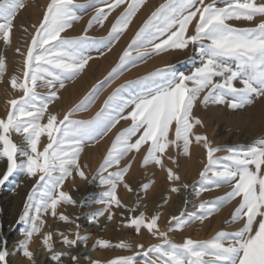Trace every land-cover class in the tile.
I'll return each instance as SVG.
<instances>
[{
	"label": "snow or ice",
	"instance_id": "obj_1",
	"mask_svg": "<svg viewBox=\"0 0 264 264\" xmlns=\"http://www.w3.org/2000/svg\"><path fill=\"white\" fill-rule=\"evenodd\" d=\"M146 3L147 0H85L83 4L49 0L39 23L31 25L34 32L26 47L15 48L21 58V74L13 73L8 79L11 91L5 101L6 114L0 117V162L6 164L0 185L17 173L34 183L16 221L25 227L21 231L23 239L14 251L22 253L29 264H38L30 244L34 236H39L41 247L54 264H81L76 249L80 245L87 248L91 236L81 235L79 216L73 219L58 208L97 204L102 207L87 214L90 223L99 225L100 217L111 222L116 209H122V227L135 235L147 231L159 242L146 246L132 240L113 243L97 238L89 252L119 249L131 254L102 261L86 253L88 264H264V136L247 146L214 145L207 134L196 131L204 127V122L195 114L198 104L204 109L226 106L238 111L264 99V0H164L143 21L102 81L62 116L50 110V105L61 99L66 84L80 76L94 59L92 51L100 55L110 52ZM26 7L27 0H0V43L4 46V52H0V82L8 70L6 51L12 46L15 21ZM88 9L93 15L83 33L68 35ZM117 12L107 36L88 35L94 25L103 27ZM233 21L251 26L239 27ZM189 48L194 50L195 59L188 57L193 67L187 72L178 70L174 63H165L114 88L93 118H73L87 111L125 71L153 57ZM121 121L129 122L128 126L116 133L90 181L85 171L89 166L81 163L82 153ZM14 135L20 140H14ZM42 137L47 143L42 142ZM194 144L202 147L205 154L195 195L199 197L222 186H228V192L202 201L193 211L185 208L172 215L164 230L159 225V212L148 216L139 211V198L132 207L123 203L118 189L123 186L133 191L126 177L142 149L141 166L155 165L165 172L171 193L188 189L190 185L180 183V160L191 159ZM170 150L174 154H169ZM221 152L225 155H217ZM130 155L131 159L121 166ZM76 177L89 183L98 179L104 191L91 204L87 197L78 202L63 190L65 182ZM154 183L142 184L141 190L147 193ZM237 198L238 204L225 223L239 224L238 229L219 230L207 240L187 237L176 243L170 237V233L183 231L196 222L203 224ZM124 212L130 214L125 216ZM45 216L74 225L75 231H44ZM56 236L64 250H56ZM11 255L8 239L0 230V264H10Z\"/></svg>",
	"mask_w": 264,
	"mask_h": 264
},
{
	"label": "bare ground",
	"instance_id": "obj_2",
	"mask_svg": "<svg viewBox=\"0 0 264 264\" xmlns=\"http://www.w3.org/2000/svg\"><path fill=\"white\" fill-rule=\"evenodd\" d=\"M29 13H31L34 17H36L37 15L36 12L33 10ZM232 23L239 27L246 25L245 22L242 21H233ZM15 38L16 36L14 30L12 46L7 49V55H10V57L8 58L9 64H12L16 61V57L14 56L15 48L17 45V43L15 42ZM168 57L169 55L167 54L156 59H152L135 68H132V70L130 71V75H139L140 73L152 69L157 65H162L169 61ZM18 65V70L12 71L17 75H20L21 58H19ZM11 68L12 67H10V70ZM9 77L10 74L8 72V74H5L3 82H0V117H4L6 114L5 101L7 98H9V92L11 91L7 83ZM236 84L237 87H241L238 82ZM77 86L78 84L75 86L72 84V86L70 85L69 88L61 90V99L58 101L57 104L50 105V110L57 111L62 116L64 112H66L69 108L78 103L80 101L79 98L84 94V88L81 89L80 83L79 87ZM6 90H8V92ZM14 95H19V93H14ZM257 103L258 104H253L247 107L246 109L238 111L228 109L226 106H212L208 109H204L198 104L195 109V114L203 120L204 127H198L196 131L207 134L209 140H211L214 145H224L226 140H229L231 141L233 146H247L249 145L247 140L264 136V99ZM81 112L82 113H79L78 115L80 117L84 116V120H89L93 118L97 113V100L87 111ZM76 116L73 118L80 119L79 116V118H77ZM128 123L129 122L121 121L120 124L116 126V128H114L103 139L99 140L98 143L91 144L85 148L84 152L82 153L81 163L87 164L89 166L87 169H85V171L90 181L92 176L95 174L98 166L102 162L103 157L105 156L107 149L110 147L111 142L114 139L116 133L122 128L127 127ZM242 137L245 138V142L239 141V138ZM249 137L251 139H247ZM13 139L19 141L20 137L14 135ZM42 142L47 143L46 138L42 137ZM169 154H174V152L170 150ZM143 155V149L140 153L136 154L135 161L133 162L130 172L126 177L127 182H129L130 180L137 181L138 186L135 187V190L131 194H129V192L124 189L123 186H120L118 189V195L123 201V203L127 204L129 207L135 206V203L139 198L140 203L142 204L139 207V211H145L146 215L148 216L159 212L161 215L159 225L162 230L164 227H166V221L172 215H175L171 210V205L176 201V193H171L169 191L170 185L165 179V172L161 171L155 165H149L146 168L141 166ZM217 155L223 156L225 155V153L221 152ZM129 159H131V155L127 157L124 161H122L121 166H123V164H126ZM204 160L205 154L203 148L198 147L194 144L192 146L191 159L182 158L180 160L179 172L181 175V179H184V181L189 182L196 179L199 176V172L202 170V161ZM165 163L169 167H174V165H172L167 160H165ZM5 168L6 164L4 162H0V174L3 173ZM111 170L114 169H110V171ZM149 181H155V183L147 191V193H145L141 190V185L144 183H148ZM33 183V180L28 179L25 175L20 173H17L13 177H10L9 181L6 182L4 186L5 189L1 191L4 197H2L0 200L3 207L4 221L8 222L9 224H12L15 219L19 217V215L23 211L27 194L31 190ZM63 190L68 191L72 195V197L78 202L84 200L86 197H91L92 200H95L104 191V189L99 185L98 179L94 182L89 183L81 180L79 177H76L75 180H67L65 182ZM229 190L230 188L228 186L213 188L211 191L202 193L199 197L195 195V190L193 196V199L196 201L195 205L198 206L199 203H201L202 201L213 200L216 197L223 196ZM165 198H168L167 203H164ZM238 199L239 198L229 204L224 205L218 213H215L213 216L205 220L203 224L197 222V233H194V239H209L219 230L234 231L238 229L240 226L239 224L225 223V221L230 218L231 212L237 206ZM92 200L88 201V203L91 204ZM177 202H179L180 205L185 206V201L177 200ZM100 207H102V205L92 204L91 207L85 206L83 208L78 206L73 207L70 205H62L58 208V211L64 212L66 215H69L73 219L79 216V220H77V223L81 225V235L90 234L91 236V238L87 242V248L83 245H80L76 249L77 253L81 256V264H88V261L84 259V255L86 253L90 254L94 259H100L102 261H106L112 258L111 254L103 253L100 251V249L89 252L97 238L106 239L113 243L118 242L120 239L131 240L128 231L122 229L124 227L121 226V221L123 219L121 216L117 217L115 215L111 222L107 221L105 217H100L99 225L89 222L87 214L97 210ZM117 212L119 211H117L116 209V213ZM129 214L130 213L128 212H124L125 216H128ZM44 218L47 220V226L45 227L44 231H48L51 229L67 231L69 228L75 231L74 225L65 224L64 222H61L58 219H53L51 216H45ZM24 227L25 225L23 226V228ZM23 228L20 230L18 237H16V243H14V247L9 249L10 252H13V255H11L12 261L10 264H29V262L23 257L22 253L14 251V249L17 247V242L23 239L21 235V231L23 230ZM187 231H189V229ZM142 235L149 236L147 231H142L140 235H137L138 239L137 241H135V243H144L146 246L149 245V243L143 242V240H141L140 237ZM170 237L175 242L180 241V239L182 240L186 238V236L180 238L179 234L177 236V233L175 235L170 233ZM59 240L60 238L58 236L54 237L56 250H64V247L62 244L59 243ZM30 250H33L35 252L38 264H54V262L48 259L45 250L41 247V239L39 236L33 237L32 243L30 244ZM83 250L85 251L83 252Z\"/></svg>",
	"mask_w": 264,
	"mask_h": 264
},
{
	"label": "rangeland",
	"instance_id": "obj_3",
	"mask_svg": "<svg viewBox=\"0 0 264 264\" xmlns=\"http://www.w3.org/2000/svg\"><path fill=\"white\" fill-rule=\"evenodd\" d=\"M48 2H49V0H27V7L28 8L26 7L24 10H22L20 12L17 20L15 21L16 28L14 30H15V36H16L15 42L17 43L16 47L17 46H21L22 48L26 47V42L30 41L31 34L34 32V29L31 27V25L39 23V20H40V18L42 16V10H43L44 6ZM76 2L80 3V4H83V3H85V0H76ZM206 2H207V0H206ZM162 3H164V0H147L146 5L137 13V15L134 18L132 24L129 26V28L124 33V35L120 38V40L118 42H116V44L112 48V50L110 52L105 51L103 55H100L96 51H92L91 55L94 57V59L89 62V64L86 67L85 71L80 76H78L74 81L69 82V83L66 84V89L69 88L70 85L72 86V84L74 86L78 84L77 87H79V83H80L81 89L84 88L83 89L84 90V94L79 98V100H81L86 94H88L89 91L92 89V87L98 81H102L108 75V73L111 71V69L113 67H115V65L117 64V62L119 60V57L122 54L123 50L131 42L135 32L142 25L143 21L151 14L152 11L155 10V8L157 6H159ZM220 6H222V5H220ZM32 10L35 11L38 16L36 15V17H34L31 13H29ZM39 14H41V15H39ZM117 14H118V12L117 13H113L112 16H110L109 19L105 22L103 27H100L99 25H94L91 29L88 30V35L90 37H93V38H100V37L107 36L108 31H109V29L111 27V24L115 20V17H116ZM81 15H82L83 18L74 24L73 28L68 31V33H67L68 35H70V36H79V35H81L83 33V30L87 26V21L93 15V11L91 9H88L86 11V13H81ZM245 24L246 25H243V26H240V27L251 26L247 22H245ZM21 26H23L24 28H27L28 31L24 32L22 30ZM0 52H4V46H3L2 43H0ZM7 54H8V52L6 51V56H7V61H8V58L10 57V55H7ZM168 55H169V57H168L169 61H167L166 63H174V64H176L177 69L180 70V71L187 72L190 68L193 67V64L188 61V57L189 56H192L195 59V53H194V50L192 48H189V49H187V50H185L183 52H171ZM14 56L16 57V61L14 63L9 64V61H8V66H9L8 70L9 71L7 70V74L9 72L10 75L13 73V71L18 70V67H19L18 64H19V58L20 57L16 53L14 54ZM156 58H158V57H153L152 59H156ZM152 59H150V60H152ZM150 60H148V61H150ZM196 62L198 63V60ZM142 64H144V63H139L138 66H140ZM10 65H12V66H10ZM161 66H163V64L162 65H157V66L153 67L152 69H149V70H147L145 72L140 73L139 75H130V71L132 70V68L130 70H128V71H125L124 74L119 79H117L114 83H112L111 86L106 87L99 94V98L97 99V112L102 107L103 102L107 98V96L118 85L123 84L125 81H128V80H135L138 77H141V76L145 75L147 72L154 70L156 67H161ZM10 67H12L11 70H10ZM6 91L8 92V90H6ZM261 100L262 99L257 100V102H259ZM257 102L255 104H258ZM57 103H58V101L55 104H57ZM79 113H82V112H79ZM79 113L76 114L77 116L75 115L77 118L80 117L78 115ZM85 117H87V116H85ZM83 118H84V116L80 117V119H83ZM259 138H261V137H256V138H253V139H251L249 137L247 139H251V140H247V142L249 144H251L253 141H255L256 139H259ZM244 140H245V138H243V137L239 138V141L245 142ZM226 142H225L224 146H233L231 141L226 140ZM198 181H199V176L196 179H194L193 181H190V182L189 181H184V179H181L180 183L188 184V185H190V187L188 189H186V190L182 189L180 193H176V201H175V203H173L171 205L172 206L171 210L173 211V213L175 215H178L181 211L185 210V208L188 211L195 210L197 205H195L196 201L193 199V196H194V191L197 190L200 187V185L198 184ZM129 183H130L133 191L135 190V187L138 186L137 181L130 180ZM5 184L4 185H0V200H1L2 197H4V195H2V193H1V191H3L5 189L4 188ZM132 192H129V194H131ZM88 198H89L88 201L92 200L91 197H88ZM177 200H180V201L181 200L182 201L187 200V201H189V203H187V205H185V206H182V205L179 204V202H177ZM141 205L142 204L140 203V206ZM117 211H119V212L116 213V216L119 217L120 216V212L123 211V210L122 209H117ZM17 219H18V217L15 219V221L12 224H9L8 222L4 221V218H3V207H2V203L0 201V230H2L3 235L5 237H7V239H8V249L14 247V245H15L14 243H16L15 242L16 241V237H18L20 230L24 226L23 224H17L16 223ZM13 227H15V231L12 230ZM197 227L198 226H197V222H196V223L192 224L190 227L184 229L183 231L173 232L171 234L175 235L177 233V236L179 234L180 238L186 236V238L187 237H191L192 239H194V235H195L194 233H197L196 232ZM165 228L166 227H164L162 230H164ZM122 229L125 230V231H128L129 237H130V239L133 242L137 241L138 236L135 235L132 232L131 229H127V228H122ZM188 229H189V231H187ZM184 232H185V234H184ZM140 238H141V240H143V242L149 243V245L159 242V241L153 239L150 235L149 236L148 235H142ZM204 240H207V239H204ZM182 241H183V239L182 240L180 239V241H177L176 243H181ZM84 251L85 250H83V252ZM100 251L103 252V253L111 254L112 257H115V255L118 256V255H129V254H131V253L127 252V251L119 250V249H110V250L109 249H102V250L100 249ZM9 261L11 263V261H12L11 256L9 257Z\"/></svg>",
	"mask_w": 264,
	"mask_h": 264
}]
</instances>
